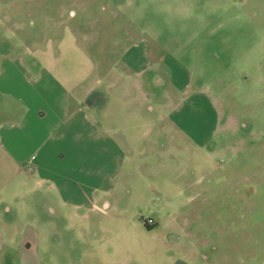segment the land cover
Returning <instances> with one entry per match:
<instances>
[{
    "label": "rangeland",
    "instance_id": "rangeland-1",
    "mask_svg": "<svg viewBox=\"0 0 264 264\" xmlns=\"http://www.w3.org/2000/svg\"><path fill=\"white\" fill-rule=\"evenodd\" d=\"M135 53L141 75L123 65ZM2 55L23 61L17 83L109 97L104 110L82 101L68 140L80 157L55 194L90 218H68L73 235L88 224L97 240L86 242L123 264H264V0H0ZM172 62L190 74L186 91L170 80ZM193 91L216 118L203 144L169 120ZM4 198L2 223L42 233L48 203L38 220L31 197Z\"/></svg>",
    "mask_w": 264,
    "mask_h": 264
},
{
    "label": "crops",
    "instance_id": "crops-1",
    "mask_svg": "<svg viewBox=\"0 0 264 264\" xmlns=\"http://www.w3.org/2000/svg\"><path fill=\"white\" fill-rule=\"evenodd\" d=\"M139 54L125 55L122 59L125 68L135 75H141L147 67L145 57ZM7 56H1L0 64V205L4 203V196L8 193L11 199L19 200V203L22 198L31 197L35 204L34 216L38 220L42 213L37 205L48 203L49 207L41 218L42 233L36 228V224H26L17 234L14 223H2L4 218L0 215V264H123L110 259L107 244L93 245L86 242L89 240V233H92L94 239L97 237L96 229L89 230L88 224L86 229L72 234V229L67 225L68 218H90L85 213L78 212L83 210L81 201L63 200L56 195L63 186L71 187V184L64 185L62 172L68 161L76 162L80 157L77 149L68 147V140H75L78 136L77 125L81 122L82 101H85V109L96 106L104 110L109 97L94 87L77 96L55 80L49 84L36 83V79L31 83H17L16 78L26 79L25 65L19 56ZM169 65L173 86L177 90L186 91L190 74L178 63L172 62ZM5 66L7 67L4 68ZM138 88L140 89L139 85ZM119 99L123 103L124 95ZM175 101L177 102L176 98ZM176 107L169 119L171 124L183 129L192 141L203 144L216 124L208 98L193 91L182 98ZM193 112L201 117H196ZM124 119L122 117V122ZM35 175L39 176V180L33 183ZM72 185L77 187L76 183ZM53 193L54 196H51ZM51 204L56 206L51 207ZM67 204L72 209L70 215L67 214ZM17 235L19 239L16 242L14 237ZM39 248L44 253L42 263L38 257Z\"/></svg>",
    "mask_w": 264,
    "mask_h": 264
},
{
    "label": "built area",
    "instance_id": "built-area-1",
    "mask_svg": "<svg viewBox=\"0 0 264 264\" xmlns=\"http://www.w3.org/2000/svg\"><path fill=\"white\" fill-rule=\"evenodd\" d=\"M144 222H145L146 224H148V225H151V222L149 223V222H148V221H146V220H145Z\"/></svg>",
    "mask_w": 264,
    "mask_h": 264
},
{
    "label": "flooded vegetation",
    "instance_id": "flooded-vegetation-1",
    "mask_svg": "<svg viewBox=\"0 0 264 264\" xmlns=\"http://www.w3.org/2000/svg\"><path fill=\"white\" fill-rule=\"evenodd\" d=\"M145 226H150V225H148V224L145 223Z\"/></svg>",
    "mask_w": 264,
    "mask_h": 264
},
{
    "label": "trees",
    "instance_id": "trees-1",
    "mask_svg": "<svg viewBox=\"0 0 264 264\" xmlns=\"http://www.w3.org/2000/svg\"><path fill=\"white\" fill-rule=\"evenodd\" d=\"M148 229L151 228L150 226H146Z\"/></svg>",
    "mask_w": 264,
    "mask_h": 264
}]
</instances>
